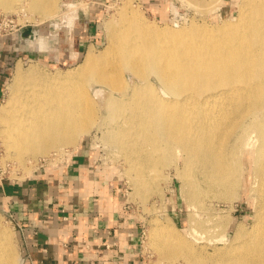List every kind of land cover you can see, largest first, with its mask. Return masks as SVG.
<instances>
[{
    "label": "bare ground",
    "instance_id": "obj_1",
    "mask_svg": "<svg viewBox=\"0 0 264 264\" xmlns=\"http://www.w3.org/2000/svg\"><path fill=\"white\" fill-rule=\"evenodd\" d=\"M58 1L0 0V7L4 12L37 13L42 20L57 14ZM239 1L237 17L214 29L193 23L178 29L158 28L123 1L117 22L104 23L109 40L104 55L96 56L89 48L82 62L61 77L25 72L17 63L10 98L0 108L5 151L29 172L25 158L37 160L75 146L96 124V106L86 88L91 82L111 91L108 95L99 89L93 95L103 98L104 120L112 125L109 134L119 147L144 155L147 165H153L156 157L181 156L176 175L188 190V204L199 211L202 196L211 189L218 188L226 196L240 186L242 154L254 148L248 153L256 182L251 181L249 190L257 193L259 205L251 225H239L232 240L214 246L213 254L196 242L200 231L195 213L189 216L191 240L163 222L148 231L147 241L172 262L264 264V0ZM21 37L36 52L44 48L42 35L31 31ZM251 133L256 135L255 143L248 141ZM49 167L38 176L60 170ZM143 182L138 172L133 184ZM207 256L213 258L210 263ZM0 264H22L10 231L1 222Z\"/></svg>",
    "mask_w": 264,
    "mask_h": 264
},
{
    "label": "rangeland",
    "instance_id": "obj_2",
    "mask_svg": "<svg viewBox=\"0 0 264 264\" xmlns=\"http://www.w3.org/2000/svg\"><path fill=\"white\" fill-rule=\"evenodd\" d=\"M123 1L127 2L130 11H137L147 22L157 25L158 28L170 26L174 29L187 27L190 23L214 29L220 26L224 20L237 17L238 9L236 8L240 2L239 0H224L217 6L215 0L209 2L208 0H190L191 2H188L189 0H59L55 5L57 14L47 19L41 20L39 14L25 12L26 20L29 23L26 29L43 35L47 31V25L55 24L65 32L64 36H61V32L58 33V36L55 33V38L48 40L45 34L46 46L44 45V48L38 52L24 45L17 63L25 72L33 70L47 76L61 77L66 71L74 70L82 62L89 48L94 51L96 56L104 55L103 50L109 43L104 23L107 21L117 22L116 19H119L117 15ZM0 12L16 14L19 11L4 12L0 7ZM116 24L115 26L118 27ZM76 28L79 30L76 31ZM83 29H85L84 33H87L88 30L87 36L85 35L86 42L77 49L76 37L84 36ZM69 37L71 38L69 39ZM16 65L4 84L0 108L10 98L9 87L13 82ZM124 74L128 75L126 72ZM150 80L157 89L156 91L159 92L160 85L158 82L152 76ZM86 88L92 95L97 109V111L95 109L96 124L90 128L89 132L82 138H78L75 146L63 147L59 153L49 152L50 156L38 157L37 160L26 161V158H23L25 160L24 166L30 169L29 172L25 171L26 169L19 166L10 157L0 138V180L2 182L5 181L14 185L25 182L34 176V178L41 177L38 176V173L47 167L50 168L49 165H55L62 171L70 156L81 146L89 154L87 163L93 177L106 185L113 195L116 193L120 195L123 213L137 227V242L134 253V262L137 264H184L182 259L175 262L164 259L152 247L148 246V231L156 223L170 222L183 238L191 240L190 218L196 214L194 218L199 222L200 231L196 242L205 248L207 254H213L214 246L223 247L231 241L239 225L248 227L252 224L255 211L259 205L257 193L254 190L252 192L251 189L249 190L252 183L256 182L251 173L253 162L248 153L254 148L245 149L242 154L243 165L240 167V186L232 189L231 194L228 192L226 196L222 195V190L218 188L211 189L204 194L205 197L202 196L203 202L201 204L203 206H201L203 208H200L199 211V208L195 209L188 204L189 201L185 197L188 190L183 187L184 181L176 175V171L182 167L181 156L175 153L168 158L156 157L153 165H147L144 162V155L137 156L127 148L119 147L109 134L113 129L112 125H109L108 119L104 120L107 113L106 108L104 109L105 106L101 104L103 98L93 95L94 91L99 89L106 91L105 94L108 95L111 91L106 86L94 82L86 85ZM254 135V133L249 134L248 141H255L256 135ZM176 156H178V160ZM173 157L176 160H173ZM175 166L178 167L175 168ZM60 170L51 176H59ZM138 172L142 173L144 182L136 185L133 184V180ZM181 188L183 191L180 190ZM0 222L10 231L17 257L22 260L21 245L12 215L0 209ZM205 259L208 260V263L213 260L210 256L209 258L208 256L205 257Z\"/></svg>",
    "mask_w": 264,
    "mask_h": 264
},
{
    "label": "crops",
    "instance_id": "obj_3",
    "mask_svg": "<svg viewBox=\"0 0 264 264\" xmlns=\"http://www.w3.org/2000/svg\"><path fill=\"white\" fill-rule=\"evenodd\" d=\"M54 25H47L41 34L45 41L54 39L55 33L64 36ZM84 30L83 37H76L77 49L86 42L88 30ZM21 36L22 32L0 38V100L27 46ZM88 157L80 146L58 177L30 178L14 185L0 180V209L12 215L16 228H22H17L22 264H137V227L123 213L120 195H113L93 177Z\"/></svg>",
    "mask_w": 264,
    "mask_h": 264
},
{
    "label": "built area",
    "instance_id": "obj_4",
    "mask_svg": "<svg viewBox=\"0 0 264 264\" xmlns=\"http://www.w3.org/2000/svg\"><path fill=\"white\" fill-rule=\"evenodd\" d=\"M25 14L26 13H24L23 11H19L16 14H6L0 12V38L10 37L24 31L29 26ZM63 220H68V217L64 216ZM17 228L20 231L22 230V228L18 225ZM113 246H115L114 243L107 245L106 248L109 249L110 247Z\"/></svg>",
    "mask_w": 264,
    "mask_h": 264
},
{
    "label": "water",
    "instance_id": "obj_5",
    "mask_svg": "<svg viewBox=\"0 0 264 264\" xmlns=\"http://www.w3.org/2000/svg\"><path fill=\"white\" fill-rule=\"evenodd\" d=\"M30 34H31V29H25L24 31H22V36L30 35Z\"/></svg>",
    "mask_w": 264,
    "mask_h": 264
}]
</instances>
